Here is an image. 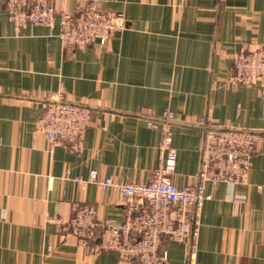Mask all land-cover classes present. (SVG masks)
Returning <instances> with one entry per match:
<instances>
[{
    "label": "crops",
    "instance_id": "1",
    "mask_svg": "<svg viewBox=\"0 0 264 264\" xmlns=\"http://www.w3.org/2000/svg\"><path fill=\"white\" fill-rule=\"evenodd\" d=\"M87 0H55L77 12ZM0 0V264H143L116 251L93 252L55 219L80 202L97 218L121 223L129 200L90 181H149L160 161V128L175 114L173 182H192L203 161L207 124L262 133L248 178L234 187L207 182L195 264H264V75L235 79L244 46L264 52V0H99L124 12L128 27L107 45L67 47L59 16L53 27L28 24L16 33ZM62 90L93 108L85 136L52 146L37 125L40 102ZM101 227L96 230L100 235ZM172 264L186 246L165 239Z\"/></svg>",
    "mask_w": 264,
    "mask_h": 264
},
{
    "label": "built area",
    "instance_id": "2",
    "mask_svg": "<svg viewBox=\"0 0 264 264\" xmlns=\"http://www.w3.org/2000/svg\"><path fill=\"white\" fill-rule=\"evenodd\" d=\"M5 7L17 34L28 24L53 27L59 16V37L67 47L107 45L117 32L128 27L124 12L103 10L99 0H87L77 12L57 10L55 0H6ZM234 69L239 83L254 84L264 75V52L244 46L234 57ZM40 107L37 125L52 146L81 140L93 119L91 106L68 100L62 90L41 100ZM174 122L175 114L170 109L151 122L162 131V140L160 161L149 181L121 182L111 176L100 177L97 169L91 170L90 181L129 200L121 223L99 220L95 204L88 202L78 203L71 218L57 217L56 223L67 227L81 244L91 245L93 252L116 251L143 264H172L163 247L165 239H170L185 244V264H195L200 214L211 197L206 192L207 182L214 185L224 182L231 187L245 182L262 133L207 124L203 129L201 168L189 185L179 187L171 178L177 159ZM98 227H101L99 236Z\"/></svg>",
    "mask_w": 264,
    "mask_h": 264
}]
</instances>
